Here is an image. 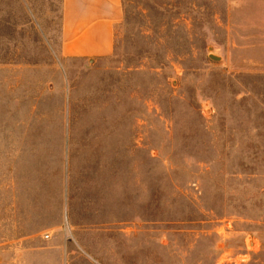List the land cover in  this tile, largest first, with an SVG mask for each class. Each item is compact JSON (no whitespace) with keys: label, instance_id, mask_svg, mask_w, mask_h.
Listing matches in <instances>:
<instances>
[{"label":"rangeland","instance_id":"obj_1","mask_svg":"<svg viewBox=\"0 0 264 264\" xmlns=\"http://www.w3.org/2000/svg\"><path fill=\"white\" fill-rule=\"evenodd\" d=\"M122 6L0 0V264H264V0Z\"/></svg>","mask_w":264,"mask_h":264},{"label":"crops","instance_id":"obj_2","mask_svg":"<svg viewBox=\"0 0 264 264\" xmlns=\"http://www.w3.org/2000/svg\"><path fill=\"white\" fill-rule=\"evenodd\" d=\"M122 20V0H63V55L89 60L111 55Z\"/></svg>","mask_w":264,"mask_h":264},{"label":"built area","instance_id":"obj_3","mask_svg":"<svg viewBox=\"0 0 264 264\" xmlns=\"http://www.w3.org/2000/svg\"><path fill=\"white\" fill-rule=\"evenodd\" d=\"M47 238H48V236H47Z\"/></svg>","mask_w":264,"mask_h":264}]
</instances>
